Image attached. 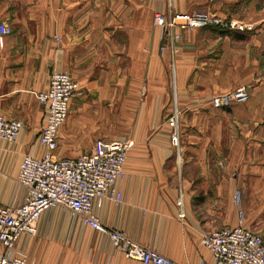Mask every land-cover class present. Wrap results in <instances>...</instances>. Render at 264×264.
Wrapping results in <instances>:
<instances>
[{"label": "crops", "instance_id": "obj_1", "mask_svg": "<svg viewBox=\"0 0 264 264\" xmlns=\"http://www.w3.org/2000/svg\"><path fill=\"white\" fill-rule=\"evenodd\" d=\"M169 9L212 11L253 27L235 35L186 30L173 54L161 50L153 23L154 12ZM0 21L12 27L0 56V112L23 123L16 141L0 138V203L25 201L20 162L45 151L47 106L36 92L48 89L57 69L80 92L55 157L89 152L99 138L134 142L118 182L124 201L95 203L104 224L175 264H217L201 236L238 225L240 210L243 224L264 237V0H0ZM238 86L250 91L246 102L212 105L214 95ZM175 110L179 149L168 125ZM45 212L37 234L17 242L28 264H145L80 215Z\"/></svg>", "mask_w": 264, "mask_h": 264}, {"label": "built area", "instance_id": "obj_2", "mask_svg": "<svg viewBox=\"0 0 264 264\" xmlns=\"http://www.w3.org/2000/svg\"><path fill=\"white\" fill-rule=\"evenodd\" d=\"M153 23L163 39L161 50L169 48L178 51V42L184 31L207 27L244 31L251 29V23L227 18L212 11L166 12L156 11ZM12 27L0 21V56L5 37ZM80 92L79 83L61 70L50 72L49 87L36 92L39 102L47 106L46 121L39 134V142L45 151L41 156L25 154L19 165L18 182L27 190L25 201L19 206L0 203V264H28V260L16 246L23 234L35 236L38 220L43 212L60 205L82 217L84 224L110 237L115 249L124 256L145 264H175L162 253L147 247L123 231L104 224L94 212L97 202L109 200L114 204L124 201V192L118 182L126 175L125 163L132 140H105L94 142L89 152L76 157L54 156L58 148L59 131L70 111L71 99ZM250 91L246 86L215 95L212 105L216 108L230 106L234 102H246ZM171 128L170 139L174 147H180L178 112L168 119ZM23 128L18 119L6 118L0 112V138L16 141ZM241 190L235 192V202L240 203ZM180 218H184L182 200ZM244 213L239 211V224L205 232L200 239L212 253L217 264H264V237L243 224ZM201 264H206L202 262Z\"/></svg>", "mask_w": 264, "mask_h": 264}, {"label": "rangeland", "instance_id": "obj_3", "mask_svg": "<svg viewBox=\"0 0 264 264\" xmlns=\"http://www.w3.org/2000/svg\"><path fill=\"white\" fill-rule=\"evenodd\" d=\"M231 91H233V90H231ZM227 93H229V92H227ZM220 95H222V94H220ZM170 130H171V128H170ZM180 141H181V139H180ZM49 212H54L53 214H74L70 210H68V209H66V208H64V207H62L60 205L53 206L52 208H50L49 210H47L44 214H49ZM259 234H261L263 236V234L261 232H259Z\"/></svg>", "mask_w": 264, "mask_h": 264}, {"label": "trees", "instance_id": "obj_4", "mask_svg": "<svg viewBox=\"0 0 264 264\" xmlns=\"http://www.w3.org/2000/svg\"><path fill=\"white\" fill-rule=\"evenodd\" d=\"M222 32L226 33V34H236V31L233 30H229V29H221Z\"/></svg>", "mask_w": 264, "mask_h": 264}]
</instances>
